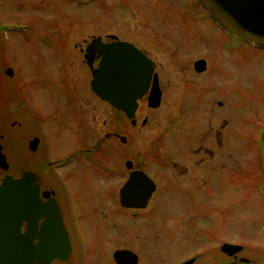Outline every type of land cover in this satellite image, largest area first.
<instances>
[{
  "label": "flooded vegetation",
  "instance_id": "obj_1",
  "mask_svg": "<svg viewBox=\"0 0 264 264\" xmlns=\"http://www.w3.org/2000/svg\"><path fill=\"white\" fill-rule=\"evenodd\" d=\"M184 8L191 10L196 15L203 11V17L211 20L198 0L192 1ZM212 24L224 34L235 36L227 34L213 22ZM172 30L171 27L168 28V33L166 30H162L160 40L157 43H154L156 42L154 40L152 42L155 46H162L167 49L168 54L173 57L169 59L173 60L176 65L177 69L166 81L156 71V64L150 56L132 41L113 34H105L84 41L82 46L74 45L89 69L90 79L87 81L88 88L71 91L67 66H65L68 63L71 46L67 40H60L56 45H49L48 48L53 46L58 48L56 65L60 64L59 66L62 67L58 84L51 91L54 108L61 114L54 113L56 116L54 120L55 116L51 117V120L57 123V129L63 132L67 131L68 136L81 137L83 135L81 127L72 123L70 112L72 117L78 116L76 110H84L85 107H88L84 103L85 94L88 95L90 102L94 101L95 107L105 105L114 115L121 114L122 117L126 118L132 127L136 125V114L134 118L128 119L118 109L103 101L91 89L92 70L98 67L101 56L98 52L92 54L90 66L85 59V54L88 46L97 38L102 44L130 43L140 49L154 64L151 81L147 86L145 95L138 101V105L139 102L143 101L148 109L154 110L163 104L162 101L165 97L168 98V101L171 100L170 95L175 97V102L178 99L185 105V100L188 101L190 98L187 89L201 81L207 74L209 65L202 54L193 52L194 46L193 49L188 48L192 46L189 45V40L186 42L187 35L185 32L178 31L180 34L176 35L175 31L172 32ZM144 34L150 37L148 31H145ZM174 36L181 42H183L182 38L185 37L182 47L185 46L190 54L198 56L191 62L193 69L191 74L188 72V63L183 60L184 53H178L179 44L177 49L170 42ZM235 37L238 38L239 43L247 46V48L264 52V48H257L239 37ZM203 42L205 40L201 43ZM204 46L207 48H203L205 53L212 50L207 44ZM8 69L5 68L3 73L9 77L13 76L12 71L11 74L7 73ZM154 75H156L160 100L158 107L151 108L148 106V96L153 86ZM168 86L169 89L172 88L173 93L166 94L168 93ZM262 97H264L263 92L256 93L257 101L262 100ZM195 104L198 106L199 102L194 97L193 105ZM34 105L35 101L21 95V89L0 88V184L7 175L13 178H21L25 173L30 174L38 188L41 203H45L49 199L55 200L63 229L69 240L70 251L65 260L55 259L51 264H144L145 261H149L151 264H165L167 261H170L168 264H250L248 258L239 256L246 249V246L236 241L216 240L212 232L205 231V224H200L209 220L212 210V202L209 201L208 195L205 193L208 191L205 189L223 188L231 184V181H240L242 184L246 178L240 174V171L238 173L231 172V168L236 165L238 158L234 159L235 162H230V150H233L230 149V144L236 143L239 150L241 144L245 142L243 132L240 131L245 126L246 118L245 110L235 108L236 105L231 102L229 95L208 94L205 102L199 109L195 110L194 114L191 111L187 112L181 106L178 108L175 106L173 110L176 116L173 124L176 126L182 125L184 114L192 115L191 124L195 129L190 133L191 151H181L182 145H180L177 146L178 151L174 153L175 155H168L167 153L151 155L153 157L141 155L145 160H140L139 155H126L122 166L117 162L116 155H102L101 140H95V137H91V132H89L88 139H93V143L87 144L80 142V140L68 141L69 146L63 148L62 151L55 150L52 141L53 132L49 130L48 125L44 126V121H49V119L40 116ZM214 113L218 117H222L217 127L211 121ZM116 122L117 120L113 122L112 128L104 133L103 139L106 142H110L111 139L115 142L119 140L120 143L125 144L127 136L118 132ZM147 122L148 119L145 116L141 125L145 126ZM100 126L99 124L98 127ZM263 131L264 126L258 137L264 145ZM184 132L183 129H179V136ZM177 141L178 144L181 143L179 140ZM215 146L222 151L218 152L217 150L215 152ZM217 153L220 154V158L215 157ZM150 159L158 160L155 167L150 164ZM149 170L153 176L147 173ZM130 180L133 197L136 196V192L140 196H145L146 192L153 190L146 201L141 200V202L135 199L130 206H123L120 201V190ZM88 190L94 192L91 201H86V198H82L80 194ZM159 190L167 191L171 197L168 199V203H171V207L174 209L173 214L166 210L165 212L158 211L159 208L157 209L154 204L153 195ZM171 216L178 217L185 223L194 222L200 226V230L198 232L171 233L159 232L153 228L151 219L164 220V218ZM42 220L37 222L35 233L40 230ZM25 230L26 223L23 222L21 232ZM92 230L104 231L100 233L104 236L101 239L99 238L102 236L93 232V236L99 239V244H102L99 250L88 248L86 234ZM197 241L199 242L196 243ZM32 243L36 246L38 238L35 237ZM195 243L198 246H195L194 249ZM206 243H208V247L205 249L203 245ZM225 244L239 245L241 248L235 254L229 255L222 250ZM167 245L176 247L170 253H176L172 255L173 257H166L169 254H166L169 248ZM250 252L254 254L253 251Z\"/></svg>",
  "mask_w": 264,
  "mask_h": 264
},
{
  "label": "rangeland",
  "instance_id": "obj_2",
  "mask_svg": "<svg viewBox=\"0 0 264 264\" xmlns=\"http://www.w3.org/2000/svg\"><path fill=\"white\" fill-rule=\"evenodd\" d=\"M192 1L194 0H0V88L21 89L24 98L35 101L37 113L49 119L44 121V126L48 125L49 130L53 132L55 150L62 151L69 146V142L77 140L91 144L94 142L93 139H88L91 132V137L101 140L102 155H116V160L121 166L126 155H139L140 160H145L141 155H175L177 146L180 145L181 151H191L190 133L195 129L191 124L192 115L184 114L182 125L177 127L173 124L176 116L173 110L175 106H181L194 114L205 102L208 94L229 95L231 102L236 105L235 108L245 110L246 118L245 126L240 131L243 132L245 142L239 150L231 139L233 144H230V149L233 150H230L229 160L232 162L238 158L231 172L240 171L246 178L242 184L240 181H231V184L227 183L223 188L205 189L208 191L205 193L209 201L212 202V210L209 220L200 224H205V231L212 232L216 240L236 241L246 246L239 256L248 258L250 264H264V145L258 137L264 126V97L260 101L256 99L257 92L264 93V52L251 50L239 43L235 36L218 30L211 20L203 17V11L196 15L184 8ZM169 27L173 28L172 32L175 31L176 35L180 34L178 31L185 32L186 42L189 40V45L192 46L188 48L193 49L194 46L193 52L202 54L209 65L208 72L201 81L187 89L190 98L185 100V105L178 99L175 102L173 95H170L169 101L165 97L163 104L154 110L148 109L141 101L136 111V125L132 127L126 118L121 114L114 115L105 105L95 107L94 101L90 102L85 94L84 103L88 107L76 110L78 116L72 117L70 112L72 123L81 127L83 135L68 136L67 131L57 129V123L53 121L56 119L54 113L60 112L54 108L51 91L58 84L62 67L60 64L56 65L58 48H48L49 45L67 40L71 46L68 63L65 64L71 91L88 88L87 81L90 79L89 69L74 45L82 46L84 41L105 34L132 41L150 56L156 64V71L166 81L177 69L176 65L169 59L173 57L168 54L167 49L155 46L152 42L157 43L162 30L168 33ZM145 31L150 33V37L144 34ZM184 40L185 37L181 42L174 36L170 42L177 49L179 44L178 53H184L183 60L188 63V72L191 74V62L198 56L190 54L185 46L182 47ZM203 40L207 43H201ZM205 44L212 49L209 53L203 51V48L207 49ZM5 68L11 69L13 76L5 75ZM167 90L166 94L173 93L169 86ZM194 97L198 100L199 107L193 105ZM52 116H55L53 120ZM145 116L148 122L142 126L141 121ZM221 118L214 113L211 121L215 127ZM116 120L118 132L127 136L125 144L119 140L115 142L111 139L106 142L103 139L104 133L112 128ZM103 121L106 124H103ZM179 129L185 131L181 136ZM177 140L181 143L178 144ZM214 149L215 152L222 151L216 146ZM218 154L215 155L216 158H220ZM149 161L154 167L158 162L151 159ZM147 173L153 176L150 170ZM80 194L86 201H91L94 192L88 190ZM169 198L171 197L165 190H159L153 195L159 212L166 210L173 214L174 209L171 203H168ZM172 216L164 220L151 219L153 228L159 232L171 233L200 230L196 223H189L188 220V223H185L182 219ZM93 232L102 236L100 233L104 231L92 230L86 234L88 248L99 250L102 246L99 239L104 236L97 239ZM196 243L193 245L194 249L198 246ZM203 246L206 249L208 243ZM167 247L169 248L166 254H169L166 257L176 254H170L176 249L174 245ZM168 263L170 261L165 264ZM144 264L151 263L145 261Z\"/></svg>",
  "mask_w": 264,
  "mask_h": 264
},
{
  "label": "water",
  "instance_id": "obj_3",
  "mask_svg": "<svg viewBox=\"0 0 264 264\" xmlns=\"http://www.w3.org/2000/svg\"><path fill=\"white\" fill-rule=\"evenodd\" d=\"M198 1L221 29L264 48V0ZM95 52L101 60L98 67L92 70L91 89L127 118H133L137 101L144 96L151 81L154 64L127 42L102 44L98 38L95 39L85 54L90 66ZM7 73L11 74V70L8 69ZM159 100L160 92L154 75L148 106L158 107ZM262 140L264 143V131ZM130 185L131 180L120 190L123 206H130L135 199L146 201L153 190L146 192L145 196L136 192L133 197ZM38 193L30 174L25 173L21 178L8 175L3 178L0 184V264H51L55 259L67 258L69 240L58 206L54 199L41 203ZM41 219L40 230L35 233V226ZM23 222L26 223V230L21 232ZM35 237L38 238L36 246L32 243ZM240 248L225 244L222 250L232 255Z\"/></svg>",
  "mask_w": 264,
  "mask_h": 264
}]
</instances>
